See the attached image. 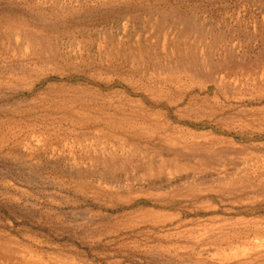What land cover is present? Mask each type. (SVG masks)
Here are the masks:
<instances>
[{
  "label": "rangeland",
  "instance_id": "obj_1",
  "mask_svg": "<svg viewBox=\"0 0 264 264\" xmlns=\"http://www.w3.org/2000/svg\"><path fill=\"white\" fill-rule=\"evenodd\" d=\"M0 264H264V0H0Z\"/></svg>",
  "mask_w": 264,
  "mask_h": 264
}]
</instances>
